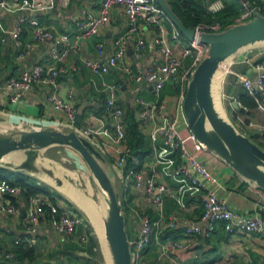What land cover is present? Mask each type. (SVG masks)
I'll return each mask as SVG.
<instances>
[{
	"label": "crops",
	"instance_id": "obj_1",
	"mask_svg": "<svg viewBox=\"0 0 264 264\" xmlns=\"http://www.w3.org/2000/svg\"><path fill=\"white\" fill-rule=\"evenodd\" d=\"M100 1L101 0H70L66 7H62L56 2L51 10L50 8L45 9V11L39 12L35 18L42 24L51 25L58 31L65 30L72 33L74 27L73 21L82 16V9L87 8L92 13H96ZM258 3L264 5V2L261 0H257V4ZM22 17H25V19L21 23L19 41L16 42L12 38L11 32L17 21ZM31 17L34 16L29 10L7 13L3 8L0 9V85L10 77H18L24 68L31 67L37 62L45 60L48 52L54 48L52 42L44 40L35 43L27 53L25 52L26 44L31 41V26L28 21ZM165 23L168 30L171 31L174 25L167 24L166 21ZM126 28L127 21L122 7L118 5L113 6L110 9L108 18L99 29L98 33L82 40L78 51L68 57L64 63L65 66L69 67L68 72L66 75H61L58 80L61 93L68 89L73 91V100L76 108L83 102L86 103L82 118L86 121L85 125L92 127L94 130V136L91 137L90 140L105 156V163L112 172V179L114 180L113 185H115V187L117 186L116 189L120 193L121 202L123 199L127 204L128 213L125 221L129 233L135 240L141 224L139 217L134 215V210H138L141 214L151 213V201L145 194L143 183L140 186H135L133 182H129L128 184L124 183L122 178L123 173L115 165L116 157L123 151V140L119 141L113 136L112 128L109 126L112 121L111 117H109L104 110H100L101 107L97 108L95 105L97 102H102L106 98V91L102 90L104 84L117 85V104L123 108V113L126 107L132 108L135 120L139 125L138 127L144 135L145 143L151 147L152 151L153 144L158 145L162 141L159 130L151 132L147 123H142L137 119L138 106L135 104L134 100L136 97L152 100V87L144 80L138 82L130 80L121 70L115 67H110L108 71L104 73H94L84 65L85 59H99L104 61L107 56L113 52L116 37L124 32ZM139 30L144 36L146 48L142 53V57L136 59L132 54L134 42L133 40H129L127 43V60L133 66L145 70L151 63L160 62V59L153 41L154 32L142 26ZM169 41L176 52L181 50L179 43L174 42L170 37ZM99 42L104 43L103 55L100 57L97 55L96 51V45ZM183 44H186V40H183ZM238 52L236 53L237 55L235 54L231 57L227 65L223 68V71L219 72L215 85L220 84V99L222 98L226 105L229 106H226L229 118L232 121V117L240 119L241 124L236 127L243 132V129H246V127L255 128L257 124L264 123V108L258 105L251 110H248L244 106L243 111L234 109L231 106V102L238 98V87L243 88L244 86L239 83L237 86L233 87L232 82L238 75L249 79L253 83L256 81L257 71L253 68V64L260 56L264 55V47L245 49ZM23 53L24 57L19 58V55ZM189 61L190 59H187L186 64H188ZM177 82V79H170L165 83L162 91V98L171 95L169 92L171 89H174V84ZM182 90V87L179 85L176 103H178V99L182 95ZM47 91V87L34 84L22 95L18 102H11L9 93L4 89H0V133L9 132L15 134L18 131L13 132L10 128L12 125L19 124L27 128L32 127V125H37L39 127L61 128L65 130L64 114L61 111L52 109L50 105H48L46 102ZM214 95L218 100L216 92H214ZM238 103L242 106L239 101ZM259 103L264 106V97H261ZM79 125L82 126V124ZM185 125L186 121L184 117L179 115V128L183 129ZM243 133L245 134V132ZM53 147L57 149L56 152L63 151L68 156L72 154L75 164H77V167L80 166V163L78 164L76 162L82 159L72 148L54 145L44 150ZM41 153L42 151L40 154ZM199 155L206 160L210 170L216 174L224 185L220 194L226 198L228 205L233 210L240 213L259 211L264 215V191L262 189L237 173L213 152L206 149L200 152ZM151 159L152 153L145 155L143 158L145 162ZM47 162L51 165L50 160H47ZM55 165L56 166L53 168L60 177L66 179L62 175L63 172L77 176V172L69 171L57 164ZM103 167L107 173H109L107 168L105 166ZM84 168L87 169L86 167ZM142 173L145 179L148 175L146 167L143 168ZM158 179H161L168 185H174V182L167 177H160ZM76 187L81 189L87 196L90 195L89 197H91L92 185L88 184L89 192H86L84 188H80L77 185ZM53 188L58 192L56 201L68 206L80 217L81 223L77 226L75 232L72 235L59 233L53 225L52 221L54 218L52 219L44 215L39 219L36 232L33 236L34 244L32 246L34 247V259L31 261L27 259L20 260L11 249L17 244L15 243V239L22 238L24 240L23 223L27 212L28 201L25 202L21 195L13 198L4 195L0 197V203L6 204L10 201L18 207L19 213H3L0 215V263H7L9 259L6 258V254L12 252V260L16 263L101 264L91 259V241L89 235H93V233L82 212L83 210L87 214L102 236V227L99 223L97 225L96 222V219L99 221L96 208L93 210L89 207L90 205L85 204V198L79 199L72 197L80 206L79 207L74 201L72 202L68 199L60 189ZM187 202L189 206L184 212L185 215L192 219L200 217L203 212V207L199 199L189 197ZM72 203L75 207L72 206ZM165 210L167 215L176 212V207L169 198L165 199ZM81 214L85 217L84 221L82 220ZM178 228L181 230L179 236L163 238V234L162 239L182 237L183 229L181 226ZM81 235L87 236V241L85 243L79 241ZM96 255L97 256L93 258L99 259L98 249ZM171 257L172 259L159 260L157 258V245L155 243L149 244L140 255V259L144 260L146 264H264V235L245 233L242 231L228 233L219 224L209 238L195 237L186 250L180 251L174 249L171 252ZM132 261L133 264H137L139 260L134 257Z\"/></svg>",
	"mask_w": 264,
	"mask_h": 264
},
{
	"label": "built area",
	"instance_id": "obj_2",
	"mask_svg": "<svg viewBox=\"0 0 264 264\" xmlns=\"http://www.w3.org/2000/svg\"><path fill=\"white\" fill-rule=\"evenodd\" d=\"M70 0H0V7L7 13H16L21 10H35L52 8L56 2L62 7H66ZM257 1V0H256ZM264 2V0H261ZM215 3V4H214ZM212 2L211 10L219 9L221 5ZM121 6L127 21V28L119 34L114 41V50L102 61L99 59H85L84 65L94 73L107 72L110 67L121 70L130 80L138 82L146 81L152 87L153 99L146 100L136 97L135 104L138 106L137 119L147 123L151 132L159 130L161 143L152 146V159L145 162L137 155L130 153V148L126 147L116 157L115 165L123 171V181L125 184L133 182L135 186L144 184L145 194L151 201V213H139L134 210V215L140 219V229L133 241L134 252L132 260L138 259L137 264H146L140 259L142 251L151 243L157 245V258L159 260L172 259L171 252L174 249L186 250L192 239L195 237L209 238L220 224L228 233L242 231L251 234L264 235V215L259 211L252 213L237 212L227 203L226 198L220 194L224 185L213 173L206 160L200 157L199 153L208 149L206 145L196 136L187 124L183 129L179 128V115L183 116L182 100L186 90L190 75L198 62L207 54V45L201 43L197 38L189 41L175 27L169 31L166 26V14L157 5L155 0H101L96 13H92L87 8H83L81 17L73 21L72 33L68 31H58L51 25L42 24L37 18L28 19L31 26V41L26 44L25 52L37 42L48 40L53 43L54 48L48 52L45 60L35 63L31 67L24 68L18 77H10L1 85L9 93L11 102H18L22 95L34 84L47 87L46 102L56 111H61L65 118V131L74 130L78 134L90 139L94 136V130L87 125L67 128L76 125L75 113L76 105L73 100L71 89L61 93L59 90V77L66 75L67 66L64 65L68 57L78 51L82 40L98 33L109 16L113 6ZM258 6L245 4V10L239 16V22H244L251 18V9ZM25 17L20 18L11 32L12 38L18 42L21 32V23ZM149 28L154 32L153 41L159 53L160 62H153L145 70L133 66L127 59V43L133 40V57L139 59L146 48V43L140 27ZM196 32L220 31L218 22L204 24L200 23L196 27ZM169 37L179 43L181 50L176 52L169 41ZM186 40V44H183ZM104 43L96 45L97 55H103ZM24 57V53L19 58ZM190 59L188 64L186 60ZM253 68L257 71L256 81L253 83L249 79L238 75L232 82L235 87L239 83L255 97H264V60L255 62ZM170 79H177V83L182 87V95L178 103L170 112L168 103L162 98V91L165 83ZM104 84V83H103ZM118 86L115 84H104L102 90L106 91V98L102 102H97L96 107H104L105 113L111 117L109 126L112 128L113 136L121 141L125 137L122 119L123 108L117 104ZM258 105L264 108L259 102ZM184 117V116H183ZM232 121V120H231ZM63 126V127H64ZM39 126L23 127L21 124L12 125L13 132L24 129H37ZM257 132L264 136V123L255 126ZM61 129V128H60ZM77 129V130H76ZM62 130V129H61ZM9 133V132H5ZM129 159L128 168H126ZM146 167L147 177L144 179L142 170ZM160 177H167L174 182V185L164 183ZM20 185L12 184L6 179H0V197L8 195L17 197L21 195ZM199 199L203 207V212L197 219H192L185 215L188 209V198ZM173 201L176 212L166 214L165 199ZM49 207L51 213L56 217L53 225L59 233L72 235L77 226L81 223L80 217L68 206L56 202L53 204L43 195L30 196L28 199L27 212L23 223L24 241L28 246L34 244V234L39 217L44 216L42 206ZM3 213L17 214L19 209L16 205L8 201L6 204L0 203V215ZM183 229V236L173 239H162V235L168 230L180 227ZM20 239H15L18 243ZM81 243L87 241V236L79 237ZM9 261L0 264H23L12 260L13 253L6 254ZM133 264V261H132Z\"/></svg>",
	"mask_w": 264,
	"mask_h": 264
},
{
	"label": "water",
	"instance_id": "obj_3",
	"mask_svg": "<svg viewBox=\"0 0 264 264\" xmlns=\"http://www.w3.org/2000/svg\"><path fill=\"white\" fill-rule=\"evenodd\" d=\"M155 1L187 40L198 36L199 41L207 45V54L198 62L186 85L182 100L185 121L217 157L264 191V149L241 132L227 114L224 116L219 112L211 87L213 75L223 60L243 48L264 42V14L252 8L251 18L244 22L220 31H201L197 34L195 28L181 22L166 0ZM242 1L247 3L246 0ZM29 11L36 17L45 9ZM85 104H80L75 113L76 123L82 125L86 124L82 118ZM231 106L239 111L244 110L237 100H233ZM54 145L72 148L85 163L105 201L104 234L112 262L132 264L131 242L125 226L120 193L103 167L105 156L90 139L74 130L47 127L24 129L15 134L0 133V166L26 173L59 189L57 186L62 184L61 177L51 167L37 163V158H41L40 152ZM16 152L21 156L17 162L5 159ZM39 173H45L55 183L39 177Z\"/></svg>",
	"mask_w": 264,
	"mask_h": 264
},
{
	"label": "trees",
	"instance_id": "obj_4",
	"mask_svg": "<svg viewBox=\"0 0 264 264\" xmlns=\"http://www.w3.org/2000/svg\"><path fill=\"white\" fill-rule=\"evenodd\" d=\"M170 5L175 14L179 17L181 22L191 28H195L198 24H210L218 22L220 25V30H223L229 26L239 23V16L245 10V4L242 0H220L222 6L211 11L208 9V5L216 0H166ZM246 4L250 6H258L260 12H264V5L258 3L256 0H246ZM257 4V5H256ZM158 5V4H157ZM159 6V5H158ZM263 14V13H262ZM167 24H173L168 18H166ZM264 60V55L260 56L256 62ZM171 95L163 98L168 103V109L173 112L176 106V100L179 93V83L174 84V89L169 92ZM238 98L237 100L242 106L251 110L258 106L261 97H255L251 95L246 88L238 87L237 90ZM100 110H104L101 107ZM123 121L125 123L124 131L125 137L123 138V149L126 147L130 148V153L137 155L140 159H143L145 155L152 153L151 147L145 143L144 135L139 129L138 122L135 120L134 112L132 108L126 107L123 113ZM129 159L126 168H128ZM123 173V171H122ZM0 179H6L12 184H17L21 186L22 192L21 196L28 201L30 196L43 195L50 202L55 204L57 191L47 183L31 176L26 173H20L14 171L7 167L0 166ZM13 198V197H12ZM123 205V203H122ZM44 215L46 217H51L52 219L56 217L54 213H51L49 207L46 205L42 206ZM41 217H39L40 219ZM50 218V219H51ZM181 230L179 228L168 229L164 233L163 238H172L180 235ZM246 233V232H245ZM89 239L91 241L90 253L92 254L91 259L94 262L100 263L99 259H95L97 255V241L94 235L90 234ZM11 251L20 259H27L31 261L34 259V247L28 246L26 242L21 238L20 241L15 244ZM24 264V263H23Z\"/></svg>",
	"mask_w": 264,
	"mask_h": 264
},
{
	"label": "rangeland",
	"instance_id": "obj_5",
	"mask_svg": "<svg viewBox=\"0 0 264 264\" xmlns=\"http://www.w3.org/2000/svg\"><path fill=\"white\" fill-rule=\"evenodd\" d=\"M214 2H218L219 5L222 4V2L220 0H216V1H213ZM212 3V2H211ZM211 3L208 5V9L211 10L210 8H215V6H211ZM215 4V3H214ZM211 11H214V10H211ZM264 14V12H262ZM166 18H168L166 16ZM261 48V47H264V43H260L258 45H254V46H251V47H248V48H244L242 50H245V49H255V48ZM240 50V51H242ZM240 53V52H238ZM237 55V54H236ZM219 87L217 85H215V92L217 94V97H218V94H219ZM221 100L223 101V106L225 108V112L227 114V111H226V106L229 107L228 105H226V103L224 102V100L221 98ZM218 102L220 103L219 99H218ZM230 110V109H229ZM227 116L229 117V115L227 114ZM233 118V121H235V125L236 126H239L241 123H240V119H237V118ZM77 126H80L78 123H76L75 126H71V127H67V128H74V127H77ZM77 130V129H76ZM243 132H245V134L253 141L255 142L257 145H259L262 149H264V136H262L259 132H257L256 128H251V127H246V129H243ZM56 148H50L48 150H43L42 153L40 154L41 158H46L48 160L51 161V166L54 167L56 166L55 164L59 165V166H62L63 168H66L68 169L69 171H75L77 172V176H74L73 174L70 175V174H67L66 172H63V176L69 180L71 182L72 185L74 186H78L80 188H84L86 190V192H89L88 190V184L92 185V191H91V197L93 198V200L99 204V206H101L100 208L102 210H104L103 212H105V206L104 204H102V202L100 203V199H101V192L99 190V188L96 186V184L94 183L93 179H92V176L90 174H88V169H85L84 167H86L85 163L82 161V160H78L76 163H80V166L77 167V164H75L74 162V156L72 154H70V156H68L67 154H65L63 151H60V152H56ZM209 151H211L210 149H207ZM212 152V151H211ZM77 160V159H76ZM53 162V163H52ZM103 166H105L108 170V174L111 178V181L113 183V179H112V172L109 170V168L107 167V164L106 163H103ZM87 168V167H86ZM114 184V183H113ZM115 187V185H114ZM117 187V186H116ZM115 187V189H116ZM90 196V195H89ZM68 199H70L68 196H67ZM72 202L73 200L70 199ZM122 203H123V213L125 215V218L127 213H128V207H127V204L126 202L123 201L122 199ZM72 206H74V204L72 203ZM75 207V206H74ZM84 216L86 217V222L88 223L89 227L91 228V231L94 235V237L96 238V241L98 243V250H99V261L101 264H109L108 262V259H107V256L105 254V249H104V246L102 245L101 243V240H100V237L99 235L100 234H97L99 233V230H97L96 226L94 224H92L93 222L89 219V217L87 216V214L82 210ZM82 215V220L84 221L85 220V217ZM94 225V227H93ZM125 226H126V230H127V233H128V236H129V240L131 242V245L134 241L133 237L131 236V234L129 233V230H128V227L126 225V221H125ZM97 231V232H96ZM98 236V237H97ZM101 243V245H100ZM131 251L132 253L134 252V248L131 246Z\"/></svg>",
	"mask_w": 264,
	"mask_h": 264
},
{
	"label": "bare ground",
	"instance_id": "obj_6",
	"mask_svg": "<svg viewBox=\"0 0 264 264\" xmlns=\"http://www.w3.org/2000/svg\"><path fill=\"white\" fill-rule=\"evenodd\" d=\"M264 43V42H263ZM244 49V48H243ZM242 50V49H241ZM234 56V55H233ZM233 56H229L228 58H226L225 60H223L219 67L217 68L216 72L214 73L213 75V78H212V92H213V97H214V102H215V106L216 108L219 110V112L226 116V112H225V108L223 106V101L220 99V93L218 94V99L220 101V103L218 102V100L216 99L215 95H214V92H215V82H216V78L219 74L220 71H223V68L227 65L228 61L231 59V57ZM217 83V82H216ZM218 87H220V84L218 85ZM21 156L16 153H11L9 155H7L5 157V159L7 160H12L14 162H17L19 160ZM48 159L46 158H37V163L38 164H43L47 167H51L54 171V173L59 176V174L54 170V168L47 162ZM39 177L49 181V182H52V183H55L53 178L49 177L48 175H46L45 173H39L38 174ZM60 177V176H59ZM62 184L57 186L66 196H68L70 199H72L75 203V199L72 198V197H76V198H85V204L87 205H90L89 207H91L93 210H95L96 208V212L98 213V216H99V221H97L96 219V222H97V225L99 223V225L102 227V236L99 235L100 237V240H101V243L102 245L104 246V249H105V254L107 256V259H108V263L109 264H113L112 262V257H111V254H110V250H109V247H108V244H107V241H106V238H105V234H104V218H105V215H106V205H105V201H104V198H103V195H102V192H101V199H100V203L102 202V204H104L105 206V212H103L104 210H102L99 206V204H97L91 197L87 196L81 189H78L76 186L72 185L69 181H67L66 179L62 178ZM77 204V203H76ZM78 205V204H77ZM79 206V205H78ZM95 206V207H94ZM80 207V206H79ZM93 224V223H92ZM94 227V225H93ZM95 228V227H94ZM97 232V231H96ZM97 234H100L97 233Z\"/></svg>",
	"mask_w": 264,
	"mask_h": 264
}]
</instances>
